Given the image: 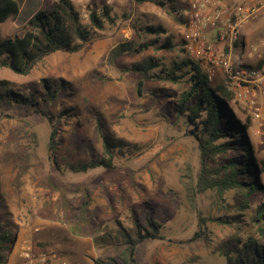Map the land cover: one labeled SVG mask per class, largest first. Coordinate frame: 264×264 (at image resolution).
Returning <instances> with one entry per match:
<instances>
[{
  "label": "rangeland",
  "instance_id": "1",
  "mask_svg": "<svg viewBox=\"0 0 264 264\" xmlns=\"http://www.w3.org/2000/svg\"><path fill=\"white\" fill-rule=\"evenodd\" d=\"M57 1L45 0L39 9H50ZM71 1L84 23H89L91 8L99 12L104 5L111 8L115 22L105 21L97 29L99 36L76 52L56 51L45 56L28 74L0 66V79L8 80L24 93L43 94L45 79H61L63 85L57 97L40 101L45 114L32 106L0 103V228L10 227L14 231L12 249L3 264H94L98 253L92 234L106 224L130 226L132 216L144 226L148 217L153 218L163 236L148 238L138 245V264H225L224 257L216 251L220 241L231 236L260 238L249 214L264 200V189L250 198L251 207L243 211L239 223L202 221L201 216L232 215L242 197L232 190L221 198L213 190L197 193L194 200L188 197L182 180L188 179V165L190 175L196 177L200 168L199 148L196 139L186 132L184 117L176 115L173 109L175 98L162 96L164 89L182 90L186 83L150 78L145 81L143 94L138 95L139 75L124 70L133 61L150 56L162 57L167 64L184 55L194 58L180 51L189 7L184 0H163L164 4L158 0ZM260 1L253 4L257 6ZM33 2L30 0L28 5ZM28 19L22 21L19 16L17 26L10 31L0 28V39L21 35ZM150 24L165 29L161 38L172 35L175 47H150L138 54L123 55L115 65L106 61L110 48L135 37L137 30ZM245 25L248 30L242 34ZM206 38L213 42L215 52L229 53L234 69L260 68L257 63L264 57V12L244 23L241 40L236 44L213 40L208 32ZM201 66L205 71L213 68L209 79L213 84L224 82L233 91L231 104L236 115L242 120L250 118L247 134L253 153L258 161L264 160V71L255 83L249 81L248 74H238L241 86H254L253 97L262 111L257 119L248 101L235 96V82L220 67H213L208 60ZM99 120L103 132L135 142L138 148L114 151L110 168L100 166L85 172L67 169L68 159L106 156ZM52 128L56 129L54 157L47 150ZM260 179L264 184V171ZM85 184L91 191L89 221L78 227L75 221L83 194L76 189ZM62 191H67L66 202ZM223 206L229 207L226 212ZM199 228L204 232L200 237L184 241ZM37 241L50 242L52 253L36 252L33 244Z\"/></svg>",
  "mask_w": 264,
  "mask_h": 264
},
{
  "label": "trees",
  "instance_id": "2",
  "mask_svg": "<svg viewBox=\"0 0 264 264\" xmlns=\"http://www.w3.org/2000/svg\"><path fill=\"white\" fill-rule=\"evenodd\" d=\"M158 3L164 4L163 0ZM19 12L15 0H0V24L8 18H15ZM182 18V17H181ZM89 23H84L80 12L71 0H58L50 9H38L27 21L26 28L21 35L0 39V66L8 67L20 74H28L32 67L45 56L56 51L76 52L92 39L99 36L97 29L103 27L104 22L113 24L115 16L111 8L104 5L97 12L91 8L88 13ZM165 29L161 26L148 25L142 31H136V36L118 42L109 49L106 61L116 64L123 55L141 53L152 47L156 50H171L175 47L173 37L160 33ZM153 34L154 37H147ZM236 44V41H235ZM180 51L185 52L184 39L180 43ZM264 64V57L257 63V67ZM157 69V70H156ZM126 71L139 75L136 92L143 94L145 81L150 78L166 80L170 83H186L182 90L171 91L164 89L162 96L173 97V109L176 115L185 119L187 134L192 135L200 152V168L196 177L190 175L187 166L188 179L183 177L184 187L190 200H194L197 193L213 190L218 197L226 191L232 190L242 198L235 206L232 215L224 213L221 216L204 217L202 221L212 220L223 223L240 222L243 211L250 209V198L264 189L260 179L264 171V160L255 157L250 139L247 134L250 118L240 119L231 104L233 91L222 82L213 84L201 64L194 58L184 55L173 59L168 64L162 57L150 56L133 61ZM156 70V71H155ZM61 79H45L42 83L43 94L37 91L24 93L17 90L6 79H0V103L21 104L40 108L41 100H51L58 95L62 88ZM43 95L45 97H43ZM41 96V97H40ZM157 96V95H156ZM102 146L106 156L91 157L87 160L68 159L66 168L73 172H85L97 167L110 168L113 166L114 151L120 153L125 148L137 149L138 145L123 137L114 136L102 131L101 121H98ZM56 129L49 133L47 150L54 157ZM76 190L82 191L76 224L81 227L89 221V206L91 191L87 184ZM66 202L67 191L61 192ZM225 212L229 207L223 206ZM249 220L255 225L258 236L264 239V200L250 209ZM147 226L135 216L131 225L116 223L113 226L104 225L92 234V243L98 256L94 264H138L136 258L138 245L148 238H162L159 223L153 218L146 219ZM14 231L10 227L0 228V264L11 251ZM203 229L195 231L193 237L184 241H191L200 237ZM248 235L241 237H227L216 246V251L225 259V264H264V243L261 239ZM36 252L44 251L51 254L50 242L37 241L33 244Z\"/></svg>",
  "mask_w": 264,
  "mask_h": 264
},
{
  "label": "built area",
  "instance_id": "3",
  "mask_svg": "<svg viewBox=\"0 0 264 264\" xmlns=\"http://www.w3.org/2000/svg\"><path fill=\"white\" fill-rule=\"evenodd\" d=\"M184 2L191 11L186 22L187 30L183 37L186 52L199 60L201 65L205 60H208L213 63V67H220L227 77L235 82L232 87L235 96L239 99H246L252 109L253 116L257 119L260 118L262 116L261 106L253 97L254 92L251 90L254 86H241L238 74H248L249 81L255 83L263 76L261 71H264V65L257 69L241 66L234 69L229 53L214 51L213 42L206 38V30L208 28L217 29L216 40L220 42L228 40L235 43V41H240L244 23L258 13L264 12V0H261L257 6L249 4V2H241L232 6V9L221 4L213 12L207 11L209 0H184ZM261 43L264 44V40H261ZM213 71V68L207 69L208 79L212 78ZM262 100L264 101V90ZM27 256L28 253L25 254V257ZM41 259L44 260L45 257Z\"/></svg>",
  "mask_w": 264,
  "mask_h": 264
},
{
  "label": "crops",
  "instance_id": "4",
  "mask_svg": "<svg viewBox=\"0 0 264 264\" xmlns=\"http://www.w3.org/2000/svg\"><path fill=\"white\" fill-rule=\"evenodd\" d=\"M16 1V0H15ZM18 6H19V12L17 14V16L15 18H8L6 21L2 22L0 24V28H3L4 32L5 31H10V29L13 28V26H17V18L19 16H21V20L24 21L28 18H30L40 7V5H43L45 3V0H33L34 4L33 5H28L30 0H18ZM17 2V1H16ZM255 2V0H250L249 4H253ZM239 0H209V4L207 7V11L208 12H213L219 5L221 4H225L226 6H228L230 9H232V6L239 4ZM8 20H11V23H6ZM248 26L245 25V29H244V33L248 30L247 28ZM216 31L217 29L215 28H208L206 30V34L207 32L210 34V38H216ZM214 40V39H213ZM210 41V40H209Z\"/></svg>",
  "mask_w": 264,
  "mask_h": 264
}]
</instances>
